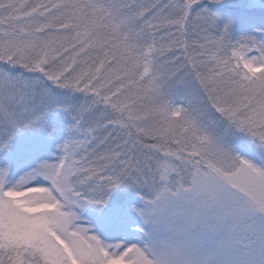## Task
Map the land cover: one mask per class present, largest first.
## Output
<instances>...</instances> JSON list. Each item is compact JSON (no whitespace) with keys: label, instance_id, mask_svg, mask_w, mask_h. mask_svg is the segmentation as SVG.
Instances as JSON below:
<instances>
[{"label":"snow or ice","instance_id":"obj_1","mask_svg":"<svg viewBox=\"0 0 264 264\" xmlns=\"http://www.w3.org/2000/svg\"><path fill=\"white\" fill-rule=\"evenodd\" d=\"M0 264H264V0H0Z\"/></svg>","mask_w":264,"mask_h":264}]
</instances>
